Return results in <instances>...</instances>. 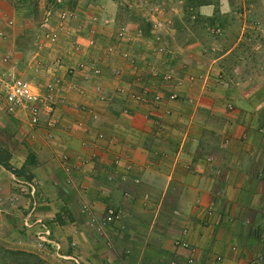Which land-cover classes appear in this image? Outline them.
<instances>
[{"label": "crops", "instance_id": "0c3cea01", "mask_svg": "<svg viewBox=\"0 0 264 264\" xmlns=\"http://www.w3.org/2000/svg\"><path fill=\"white\" fill-rule=\"evenodd\" d=\"M14 20L9 26L0 10V74L43 87L55 73L61 83L51 129L45 115L33 127L0 105V150L26 172L0 163V215L44 220L58 253L83 264H216L217 256L221 264H264V71L256 60L230 47L219 67L206 52L207 33L171 53L129 29L122 47L132 65L109 54L118 40L102 19ZM59 56L60 69L41 68ZM95 60L103 73L85 81L77 68ZM164 74L172 80L163 83ZM156 86L177 99L129 95ZM108 208L119 216L104 223Z\"/></svg>", "mask_w": 264, "mask_h": 264}, {"label": "rangeland", "instance_id": "374dc122", "mask_svg": "<svg viewBox=\"0 0 264 264\" xmlns=\"http://www.w3.org/2000/svg\"><path fill=\"white\" fill-rule=\"evenodd\" d=\"M4 1L7 5L0 7L4 16L22 15L23 19L30 20V24L53 17L102 19L100 25L106 27V32H110L111 29L112 33L116 32L117 38L119 33L126 29L124 31L126 43L130 40L128 30L138 29L144 40L154 44L159 43L161 48L166 49L167 52L171 50V53L177 48L185 49L192 42V38L207 33L213 40L207 45L206 52L211 53L208 57L215 58L214 63H217V66L220 67L221 63L216 59L231 47L239 50L242 56L247 55L245 57L256 60V64L261 65L260 68L264 71V0ZM207 3L209 7L203 5ZM88 5L92 8L89 14H81V10ZM120 43L122 45L123 42ZM112 46L107 47L109 54H113ZM37 60L40 66L42 63ZM44 67L47 68L46 64L41 65V68ZM47 75L48 82H51L54 73ZM24 78L28 80L29 77L24 76ZM0 105H3L2 100ZM2 124L0 121V128L3 127ZM0 135H3L2 132ZM6 153L1 148L0 158L4 159ZM16 201L12 200V203ZM19 219L13 216L6 217L4 210L0 215V264L31 262L33 259L27 255H35L50 264H66L58 256L59 249L56 250L50 243L46 245L40 243L38 236L43 234L44 225L50 230L48 223L44 220H36L31 215L22 216V221ZM17 252L23 255L20 257Z\"/></svg>", "mask_w": 264, "mask_h": 264}, {"label": "built area", "instance_id": "2783aa9c", "mask_svg": "<svg viewBox=\"0 0 264 264\" xmlns=\"http://www.w3.org/2000/svg\"><path fill=\"white\" fill-rule=\"evenodd\" d=\"M20 1V0H18ZM6 16L7 24L9 26H14L16 21L14 20L15 17H10L8 15ZM46 22H48V19H45ZM45 27V23L42 24ZM123 30V32L119 33V37L117 38L118 42L116 44H113L111 51L115 55L123 56L126 59H129L130 63L133 65L136 64V58L132 56L131 52L128 49H124L123 43L121 45L120 42L124 41V35L126 34ZM44 35L47 39H50L51 41L55 42L57 41L58 35L56 33H51L50 31L44 32ZM0 36L2 38H5L6 35L3 31H0ZM77 49H80V46L76 45ZM160 51H166V49H163L159 47ZM14 49H9L2 58V62L4 64L9 63L13 56H14ZM167 52V51H166ZM95 61H90L89 64H81L77 69L79 71L84 72V80L89 81L91 77H98L103 73V68L96 65ZM64 61L59 56L55 58L51 64L46 65L47 68H56L60 69L63 65ZM74 68H69L66 72L67 76L73 77L75 74ZM53 74V73H51ZM117 78L121 76V72L118 70L116 71ZM163 83H168L172 80V76L169 74H164L161 76ZM142 81L143 79H139ZM61 83V77L58 75L52 76L51 82H46L44 87H40L33 82L27 80L26 78L16 75L13 71L6 70L0 74V99L3 101V107L4 109L9 113H16V112H23L26 114V116L29 119L30 125L33 127H37L42 122V116H47L48 120V127L51 129L52 127H55L58 123L56 122L54 115V112L56 110V106L58 105V92H59V86ZM159 86L153 87V89H146L143 92L144 93H138L135 90L129 91V95L132 98L138 99V100H149L148 94L151 93V101H154L156 103H162L164 101H173L177 99V94L174 92L169 93L167 96L162 94ZM96 92L99 96H103V90L102 86L98 85L96 87ZM171 111L169 108L167 109V113H170ZM119 216V212L116 211L114 208H108L107 215L105 219H103L104 223H108L113 221L115 218ZM41 222V221H40ZM46 232V233H45ZM42 235H39L38 238L40 240V243L42 245H46V243L52 244V240L50 239V230L49 228L44 225V230L42 232ZM72 246H75V243H72ZM58 256H60L61 259H71L74 261L75 264H83L79 261L78 258L74 256H64L62 253H58ZM222 258L220 256L216 257V264H221Z\"/></svg>", "mask_w": 264, "mask_h": 264}, {"label": "trees", "instance_id": "16d2710c", "mask_svg": "<svg viewBox=\"0 0 264 264\" xmlns=\"http://www.w3.org/2000/svg\"><path fill=\"white\" fill-rule=\"evenodd\" d=\"M203 5H209V4L207 3V4H203ZM203 5H202V6H203ZM7 158H8V155L5 156L4 159H0V163H1L3 166H5L6 169L12 171L14 174H17V175H19V176H25L24 173H26V172H25V171L22 172V170H21V171H18V170H16V169H14V168L9 164V162L7 161ZM21 174H22V175H21ZM26 176H27L28 178L31 177V176L28 175V174H27ZM17 255H20V257H21V255H23V254L17 252ZM24 255H25V254H24ZM27 256H28L29 258H32L33 260H32L31 262L24 263V264H50V263H48L47 261H45V260H43V259H41L40 257H37V256H35V255H27Z\"/></svg>", "mask_w": 264, "mask_h": 264}]
</instances>
